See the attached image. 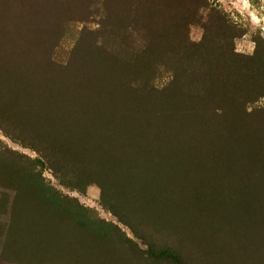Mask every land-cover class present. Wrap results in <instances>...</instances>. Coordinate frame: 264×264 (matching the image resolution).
Instances as JSON below:
<instances>
[{
    "label": "trees",
    "instance_id": "16d2710c",
    "mask_svg": "<svg viewBox=\"0 0 264 264\" xmlns=\"http://www.w3.org/2000/svg\"><path fill=\"white\" fill-rule=\"evenodd\" d=\"M62 1L65 7L73 4ZM164 1L171 9L172 0ZM125 2L77 3L76 14L84 8L104 15L98 27L100 47L85 46L80 36L73 41L67 24L78 16L60 15L61 0H0V108L3 103L18 104L12 111L25 120L16 130L2 119L0 129L34 153L0 143V157L5 156L0 159V213L12 217L0 222V264H91L104 262L101 255L113 256L111 240L121 235L117 225L98 218L45 179L47 168L56 184L68 190L83 192L87 184H98L104 208L131 227V220L140 218L172 235L187 231L190 224L206 234L219 218L228 220L231 228L225 235L233 237V243L241 233L235 230L237 219L240 225L246 218L257 232L264 224V122L250 116L246 98L237 97L239 86L230 82V87L229 80L222 79L221 73H229L222 72V66L215 68L214 59H221L216 49L189 58L185 47L162 48L167 43L163 38L149 43L143 37L130 48L121 43L112 30L117 9ZM189 2L194 3L196 20L203 18V11L226 19L205 0ZM187 3L182 2L185 12ZM24 4L34 13L16 17L13 13ZM4 11L10 14L4 16ZM132 25L129 21L117 31L127 34ZM247 32L255 50L239 53L234 79L257 73L264 77L263 25L239 22V37ZM66 39L73 41L70 48L57 49ZM154 52L158 61L147 65V53ZM240 93L253 96L256 90L250 86ZM251 148L259 156L250 161L246 157L251 163H243L241 155L252 156ZM221 229L219 223L210 232L219 237ZM92 235L104 243L110 239V248H100L101 255L87 249ZM170 244L148 243L140 252L149 262L190 264Z\"/></svg>",
    "mask_w": 264,
    "mask_h": 264
},
{
    "label": "rangeland",
    "instance_id": "374dc122",
    "mask_svg": "<svg viewBox=\"0 0 264 264\" xmlns=\"http://www.w3.org/2000/svg\"><path fill=\"white\" fill-rule=\"evenodd\" d=\"M79 1L81 0H71L73 4L65 7L67 5L66 2L61 0L62 7L59 9V14L62 13L60 15L78 16V18L76 17L71 24H67L69 30L74 35L73 41L76 37L80 36L83 37L85 46L93 44L101 47L102 42L100 36L98 35V27L101 24L100 21H103L102 18L104 15L101 13H96V15L89 14L84 8L81 9V14H76L80 8L77 4ZM126 1L127 2L121 4L117 9L114 16V21L117 23V27L112 30L114 31L113 35L115 31L119 34L121 43L125 45L129 44L130 48L132 41L143 37H145L149 43H153V40L156 38V41L159 42L163 38L164 42L167 41V43L162 48L174 49L176 47L177 50H179L185 47L187 57L189 58H195L199 51L203 57L205 51L211 50V52H213L216 49L215 52H219L221 59L219 57L214 59L215 68L217 69L222 66L221 71L229 73V77H223L221 73L222 79L229 80L227 83L228 86H230V82L234 84V87L239 86V94H237V97L242 100L246 98L245 100L248 102H245L246 110L248 112H252L250 116L253 117V120H257L262 123L264 122V77L257 73L254 77L233 78L234 73L236 74L239 70V53L252 54L255 50V43L252 40L253 38L250 32L244 33L239 37V22L242 21L244 23H252L253 25H263L264 29V0H205L209 3V6L212 5L214 10L217 9L224 13L226 17L225 21H222V19L220 20L216 13L208 12L207 14L205 11H203L202 14L203 18L196 20L194 14L192 13L194 3L190 4L189 1H196L197 4V1L199 0H172L171 9L168 7V3L164 0ZM187 1L188 12H185L182 2ZM201 1L204 2V0ZM166 7L168 8V11L163 10ZM29 9L30 6H26V4L21 6L18 5L13 14L16 17H23L26 19L29 14L34 13L32 9ZM160 10L163 11L158 12ZM4 12V16H8L10 14L9 12L8 14L7 11ZM83 14H85L84 17L87 18L84 19L82 16ZM112 16L113 14L111 17ZM150 18L152 20L149 22L148 19ZM184 18L186 20L185 23H183ZM107 20H110V18ZM129 21L130 23H133V25L130 31L127 29V34H124V31H117L119 27H127V22ZM171 22L173 24L172 26ZM134 26L139 28L136 29ZM162 35H164V37H162ZM73 41L71 39H66L64 42H60L57 49L62 51L66 50L70 48ZM230 48H232L231 51L233 52H230ZM80 51L82 52V56L84 49L82 48ZM91 51L92 48L88 47V52L91 53ZM228 52L232 54V58L230 60L227 59ZM147 56L149 58H146L148 60L147 65H151L152 62L158 61L159 58L156 52L150 55L147 53ZM239 79L241 81L243 80L242 84ZM250 82L253 85H250ZM249 85L255 87L256 94L253 96L250 94L244 96L240 92L245 89L247 90L250 87ZM8 104L3 103L1 106L2 108H0V122L2 119L8 121L10 127L17 130L19 129V123L23 124L22 121H25L24 115L20 112L19 114L13 112L15 110H13V108L18 104ZM24 126L29 128L27 124ZM149 131L153 134L156 133L151 132L150 129ZM160 138L168 140V138H165L164 136H161ZM185 142V139L182 142L181 139L179 140V143ZM0 143L8 149L17 152H24L31 156L34 155L32 151L25 147H21L19 143L7 137L1 129ZM251 151L252 156L250 157L245 153L244 155H241L244 156L246 160L243 161V163H251L248 162L246 157H248L250 161L259 156L258 152L254 148H251ZM4 158L5 156L0 157L1 161H3ZM1 174L4 175L2 172ZM16 174L18 173H15V175ZM43 175L45 179L53 183L54 186L59 188L63 193L76 197L83 206L94 211L98 218L117 225V228L121 231V235H117L114 242L111 240L113 251L112 257L101 255L99 251L100 248H110L109 238V242L104 243L100 240L97 241L94 235H92L93 239L91 237H87V249L92 248L95 249V251H99L101 256L106 257V259H104V262L107 261L106 264H162L157 261L149 262L145 260V257H142L143 253L140 251L146 249L148 243L156 245L171 243L170 245L179 250L190 264H264V224L258 225L259 227L257 232V227L255 229L254 225L250 224V221L248 222L246 218H242L240 225L239 219H237L238 226L235 230L238 233L241 231V233H239V241L233 243L229 241L232 240L233 237L228 238V236L225 235L226 230L231 228L228 220L223 222L219 218L218 220H215L214 218L211 222V227H213V229L216 228V225L218 229L219 223H221L222 229L221 233H218L219 237L214 235L213 230L210 232L211 227H209L210 229L208 228V232L205 234L198 232V230H192V224H190V227H186L187 231H182V234L172 235L169 232H163V230L158 227L151 226L148 221L141 220L140 218L131 220V223L134 226L131 227L129 224L117 220V218L109 210L104 208L100 202L101 189L98 184L89 183L86 185L83 192H78L68 190L65 187L57 185L55 177L49 168L43 170ZM16 181L18 182L19 180ZM52 211H54V207L51 209V212ZM6 218L7 221H11L12 219L9 213L7 216L0 213V222L4 221ZM35 218L36 217L34 215L32 223L37 226L38 223ZM154 220H157V218H154ZM66 230L69 234V229L66 228ZM123 234L126 238L131 239V241H126ZM230 235H233L232 230ZM70 239H67L68 242L71 241ZM224 241L225 243L223 244ZM81 242L85 243V241ZM226 244L231 246L229 250L224 247ZM98 245H100V247ZM104 262L96 259V261L91 264H104ZM69 263L74 264V262Z\"/></svg>",
    "mask_w": 264,
    "mask_h": 264
}]
</instances>
